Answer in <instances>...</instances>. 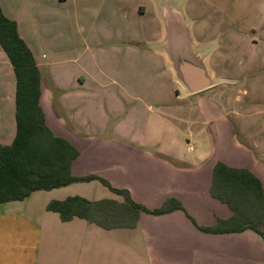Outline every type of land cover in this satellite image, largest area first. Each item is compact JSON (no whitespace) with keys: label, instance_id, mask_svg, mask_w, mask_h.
Wrapping results in <instances>:
<instances>
[{"label":"crops","instance_id":"crops-1","mask_svg":"<svg viewBox=\"0 0 264 264\" xmlns=\"http://www.w3.org/2000/svg\"><path fill=\"white\" fill-rule=\"evenodd\" d=\"M0 6L17 23L40 70L46 125L79 151L72 174L99 176L150 210L169 199L183 205L184 210L160 217L141 214L134 229L113 230L135 233L145 264H264V239L257 233L217 235L197 227H214L233 216L211 193L219 162L252 172L264 187V145L240 125L239 119L250 115L218 89L221 82L236 85L238 80L213 74L207 44L196 42L191 32L217 83L188 95L167 55L156 47L164 29L149 41L127 21L132 38L95 32L97 22L90 28L75 22L68 0H39L32 8L38 33L34 21L24 23L19 1L0 0ZM155 8L159 15L156 3ZM251 69L264 72V61ZM14 71L0 46L2 145L12 143L17 127ZM110 193L108 199H118ZM30 198L0 205V264H39L45 224L50 226L47 205L54 199L35 208L28 205ZM76 219H59L57 226Z\"/></svg>","mask_w":264,"mask_h":264},{"label":"rangeland","instance_id":"rangeland-1","mask_svg":"<svg viewBox=\"0 0 264 264\" xmlns=\"http://www.w3.org/2000/svg\"><path fill=\"white\" fill-rule=\"evenodd\" d=\"M16 1L25 7L21 13L24 23L36 20L32 8L39 0ZM26 1L29 3H22ZM174 1L183 8L195 41L209 46L207 64L213 74L238 80L236 85L221 82L218 89L235 107H243V114L250 115L240 118V125L252 131L264 145V115L252 116L253 112L264 111V72L251 69L261 59L264 61V0ZM103 3L107 4L103 7ZM155 3L156 0H68V10L78 24L90 28L97 22L95 32L117 31L118 36L132 38L133 32L124 21L130 22L149 41L160 38L164 29ZM33 25L40 33L37 21ZM15 136L16 132L11 142ZM73 196L98 201L113 195L101 182L78 183L36 192L27 203L41 208L52 199ZM48 215L50 226L45 224L39 264H145L134 232L107 231L81 219L59 227V215L54 212Z\"/></svg>","mask_w":264,"mask_h":264},{"label":"trees","instance_id":"trees-1","mask_svg":"<svg viewBox=\"0 0 264 264\" xmlns=\"http://www.w3.org/2000/svg\"><path fill=\"white\" fill-rule=\"evenodd\" d=\"M18 25L8 19L0 6V46L16 76V136L10 145L0 144V205L23 202L35 192L51 191L78 183L101 182L118 199L91 201L80 196L52 200L49 212L62 222L86 220L107 231L134 229L141 214L162 216L184 210L177 199L150 210L135 202L127 190L115 189L96 175L76 177L73 162L79 151L67 140L55 136L45 122L40 106L41 74L34 55L20 37ZM212 196L227 204L232 218L214 227L198 226L208 234L253 231L264 239V187L259 178L244 169L219 162L213 175Z\"/></svg>","mask_w":264,"mask_h":264},{"label":"water","instance_id":"water-1","mask_svg":"<svg viewBox=\"0 0 264 264\" xmlns=\"http://www.w3.org/2000/svg\"><path fill=\"white\" fill-rule=\"evenodd\" d=\"M156 6L164 28V37L156 47L167 55L178 83L188 95L215 86L217 80L193 40L183 8L174 0H156Z\"/></svg>","mask_w":264,"mask_h":264},{"label":"built area","instance_id":"built-area-1","mask_svg":"<svg viewBox=\"0 0 264 264\" xmlns=\"http://www.w3.org/2000/svg\"><path fill=\"white\" fill-rule=\"evenodd\" d=\"M193 148L192 147H190V149L189 150H192Z\"/></svg>","mask_w":264,"mask_h":264}]
</instances>
